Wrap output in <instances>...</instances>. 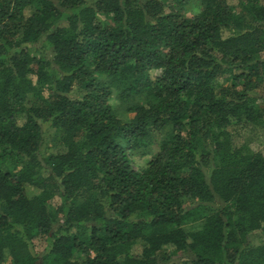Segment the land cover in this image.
Listing matches in <instances>:
<instances>
[{"label":"trees","instance_id":"16d2710c","mask_svg":"<svg viewBox=\"0 0 264 264\" xmlns=\"http://www.w3.org/2000/svg\"><path fill=\"white\" fill-rule=\"evenodd\" d=\"M263 137L264 0H0V264H264Z\"/></svg>","mask_w":264,"mask_h":264},{"label":"rangeland","instance_id":"374dc122","mask_svg":"<svg viewBox=\"0 0 264 264\" xmlns=\"http://www.w3.org/2000/svg\"><path fill=\"white\" fill-rule=\"evenodd\" d=\"M233 1H234V3H237V0H233ZM188 8H190V6ZM192 14H194V13H192ZM242 135H241V132H240L239 135H237L235 137L236 138V143L238 145H241V143L243 142V137H245V135L244 134H242ZM263 138L258 139V141L254 142V148L256 150L264 151V139ZM47 139H48L47 140V144L43 148V153H44L45 156L49 155L53 151L52 148L56 144V139L54 137L50 136V138L48 137ZM155 150L157 151V147L155 148ZM139 164L140 165L142 164L141 161H138V165ZM250 243L254 247L264 246V235L261 236V237L251 238L250 239Z\"/></svg>","mask_w":264,"mask_h":264}]
</instances>
